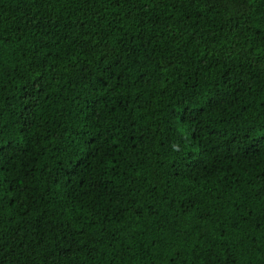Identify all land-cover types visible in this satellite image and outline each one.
I'll return each instance as SVG.
<instances>
[{
  "label": "trees",
  "instance_id": "1",
  "mask_svg": "<svg viewBox=\"0 0 264 264\" xmlns=\"http://www.w3.org/2000/svg\"><path fill=\"white\" fill-rule=\"evenodd\" d=\"M0 264H264V0H0Z\"/></svg>",
  "mask_w": 264,
  "mask_h": 264
},
{
  "label": "snow or ice",
  "instance_id": "2",
  "mask_svg": "<svg viewBox=\"0 0 264 264\" xmlns=\"http://www.w3.org/2000/svg\"><path fill=\"white\" fill-rule=\"evenodd\" d=\"M246 2V0H241V3H245Z\"/></svg>",
  "mask_w": 264,
  "mask_h": 264
}]
</instances>
